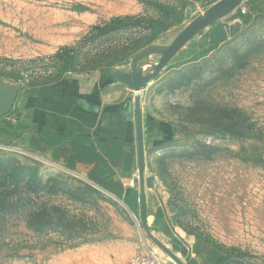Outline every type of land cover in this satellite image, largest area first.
<instances>
[{"label": "rangeland", "instance_id": "374dc122", "mask_svg": "<svg viewBox=\"0 0 264 264\" xmlns=\"http://www.w3.org/2000/svg\"><path fill=\"white\" fill-rule=\"evenodd\" d=\"M138 1L0 0V76L38 85L122 70L140 117L168 135L139 147L151 206L135 190L119 198L56 160L0 147V188L55 225L40 238L12 218L7 238L26 249L0 264H130L136 254L187 264L181 250L198 240L226 264H264V11L241 21L248 0H160L177 11L148 44L135 23L96 29L145 15ZM138 203L142 214L160 208L172 233L148 228Z\"/></svg>", "mask_w": 264, "mask_h": 264}, {"label": "crops", "instance_id": "0c3cea01", "mask_svg": "<svg viewBox=\"0 0 264 264\" xmlns=\"http://www.w3.org/2000/svg\"><path fill=\"white\" fill-rule=\"evenodd\" d=\"M137 94V85L122 70L83 73L38 85L0 76V147L56 160L122 198L135 190L138 201L147 199L151 206V192L144 190L142 180L135 182L139 136L152 147L167 141L168 135L145 116L139 132ZM137 205L148 228L163 236L172 233L160 208L142 214ZM185 248L187 264H226L224 255L206 241Z\"/></svg>", "mask_w": 264, "mask_h": 264}, {"label": "trees", "instance_id": "16d2710c", "mask_svg": "<svg viewBox=\"0 0 264 264\" xmlns=\"http://www.w3.org/2000/svg\"><path fill=\"white\" fill-rule=\"evenodd\" d=\"M138 2L146 10L145 15L116 17L109 23L104 24L103 27L97 26L96 29L135 23L140 26L138 40H146L144 44H148L171 27V19L177 11L173 2H162L160 0H139ZM245 7L246 13H243L242 10L238 11L241 21H246L253 14L264 11V0H248ZM67 52L69 53L68 50ZM100 187L108 193L118 196L106 187ZM27 202L32 205L28 210H25L22 198L14 197L13 199L3 188H0V260H2V257H5L4 259H21L20 251L26 249L23 248L22 242H14L12 238L10 240L7 238L9 221L12 218H22L26 228L40 238L46 234L47 226L52 228L55 226L51 224V219L44 207L37 206L31 199H27ZM175 249H177V246H175ZM181 253L186 255L185 250H181Z\"/></svg>", "mask_w": 264, "mask_h": 264}, {"label": "built area", "instance_id": "2783aa9c", "mask_svg": "<svg viewBox=\"0 0 264 264\" xmlns=\"http://www.w3.org/2000/svg\"><path fill=\"white\" fill-rule=\"evenodd\" d=\"M242 11L243 13H246V7H244ZM136 125H137V119H136ZM135 180L139 181V177H137ZM130 264H168V263L150 254H136L131 260Z\"/></svg>", "mask_w": 264, "mask_h": 264}, {"label": "water", "instance_id": "95a60500", "mask_svg": "<svg viewBox=\"0 0 264 264\" xmlns=\"http://www.w3.org/2000/svg\"><path fill=\"white\" fill-rule=\"evenodd\" d=\"M137 116V128L139 129V132L141 131V125H142V123H141V117H140V115L139 114H137L136 115ZM139 141H140V146L139 147H141L142 145H143V143H142V137H141V133H140V136H139ZM142 180V183H143V178L140 176L139 177V181H141ZM139 181H136L135 180V182H139ZM154 177H149V178H147V180H146V184H147V186L148 187H150V188H153V186H154ZM105 191V190H104ZM105 192H107V191H105ZM108 193V192H107ZM108 194H110L111 195V193H108Z\"/></svg>", "mask_w": 264, "mask_h": 264}]
</instances>
